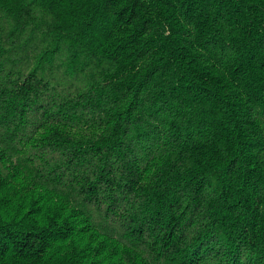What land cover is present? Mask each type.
Returning <instances> with one entry per match:
<instances>
[{"label": "trees", "instance_id": "trees-1", "mask_svg": "<svg viewBox=\"0 0 264 264\" xmlns=\"http://www.w3.org/2000/svg\"><path fill=\"white\" fill-rule=\"evenodd\" d=\"M0 264H264V0H0Z\"/></svg>", "mask_w": 264, "mask_h": 264}]
</instances>
